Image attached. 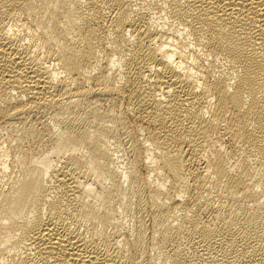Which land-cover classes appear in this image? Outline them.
Masks as SVG:
<instances>
[{
	"label": "bare ground",
	"instance_id": "1",
	"mask_svg": "<svg viewBox=\"0 0 264 264\" xmlns=\"http://www.w3.org/2000/svg\"><path fill=\"white\" fill-rule=\"evenodd\" d=\"M0 264H264V0H0Z\"/></svg>",
	"mask_w": 264,
	"mask_h": 264
},
{
	"label": "rangeland",
	"instance_id": "2",
	"mask_svg": "<svg viewBox=\"0 0 264 264\" xmlns=\"http://www.w3.org/2000/svg\"><path fill=\"white\" fill-rule=\"evenodd\" d=\"M122 152V151H121ZM132 221V220H131Z\"/></svg>",
	"mask_w": 264,
	"mask_h": 264
}]
</instances>
